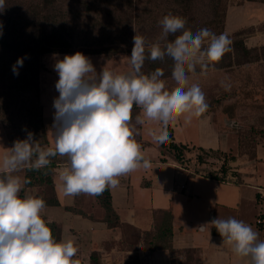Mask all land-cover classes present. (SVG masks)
Returning <instances> with one entry per match:
<instances>
[{
	"label": "clouds",
	"instance_id": "clouds-1",
	"mask_svg": "<svg viewBox=\"0 0 264 264\" xmlns=\"http://www.w3.org/2000/svg\"><path fill=\"white\" fill-rule=\"evenodd\" d=\"M4 10L5 0H0V12ZM158 23L161 33L155 43L137 33L133 36L126 72L106 66L97 72L91 58L80 51L63 58L53 54L52 67L59 77L51 125L54 146H43L29 131L25 139H17L0 153V264H86L78 256L77 237L57 240L53 236L45 199L26 188L31 183L21 175L26 169H46L52 158L66 157L60 172L64 195H99L106 187L116 186L119 177L152 168L137 140L138 126L146 121L162 124L151 135L154 142L164 144L170 141L169 124L181 117L190 124L208 111L205 93L190 79L197 69L200 75L216 70V64L232 50L229 34L217 35L208 28L192 32L186 18L171 12ZM2 28L0 23V34ZM165 57L173 60L175 86L171 88L163 79V69L142 71L146 60ZM26 58L12 66L14 75H19ZM221 86L230 91L223 81ZM134 107L140 110L135 118ZM209 225L223 238L222 245L231 246L246 264H264V239L251 225L217 217L199 229L205 231Z\"/></svg>",
	"mask_w": 264,
	"mask_h": 264
},
{
	"label": "crops",
	"instance_id": "crops-1",
	"mask_svg": "<svg viewBox=\"0 0 264 264\" xmlns=\"http://www.w3.org/2000/svg\"><path fill=\"white\" fill-rule=\"evenodd\" d=\"M246 7L264 10V4H249ZM84 54L91 58L97 72L104 66L118 73L129 69L127 64H123V55L107 58L99 54ZM64 55L59 54V58ZM52 66L48 64L47 70L41 74L40 94L49 146L55 143L51 127L55 111L53 100L59 95L55 90L59 77ZM139 112V109L135 111V115ZM229 122L232 124L228 125ZM237 122V119L223 115L220 110H208L202 117L193 118L190 124H186L183 117L171 124L174 142L232 155L234 158H228L225 172L229 177H235L232 181L205 175L203 172L207 167L197 165L193 159L195 150L186 152L185 160L179 162L173 151L163 149L152 138L151 132L163 125L146 121L143 126H138L141 134L137 140L152 168L130 172L119 177L116 186L109 187L121 227L115 230L109 228L105 221L106 210L96 195H64L60 172L67 164L66 157L57 166L54 176L60 205L46 207V217L61 226L62 238L77 237L80 258H89L95 251L113 257L137 252L141 264H246L245 259L231 251V246L222 245L223 238L214 226L209 225L205 231L199 229L201 224L213 218L231 217L248 223L264 239V230L256 222L264 213V142L257 143L251 152L242 148V126ZM256 127L264 128V108ZM12 146L0 118V153L3 148ZM21 175L25 176L26 170ZM27 190L38 192L37 187ZM68 207H75L78 212ZM160 211L172 214L173 250L167 247L146 250L148 240L145 234L155 232L161 222ZM115 243L124 244L125 251L118 252L113 246L110 249L109 246Z\"/></svg>",
	"mask_w": 264,
	"mask_h": 264
},
{
	"label": "rangeland",
	"instance_id": "rangeland-1",
	"mask_svg": "<svg viewBox=\"0 0 264 264\" xmlns=\"http://www.w3.org/2000/svg\"><path fill=\"white\" fill-rule=\"evenodd\" d=\"M43 1L5 0V10L17 9L19 14H12V17L25 20L29 18L30 9L41 5ZM249 4L262 6L264 2L229 0L222 33L229 34L232 50L216 64L215 71L200 75L197 69V74L191 77L190 83L200 85L209 104L208 110H220L223 115L237 119L243 131L242 148L251 152L257 141V129L254 127L261 121L264 108V21L262 20L264 10L246 7ZM55 5L66 12L68 28L72 35L70 40L77 49L92 48L99 43L109 45L111 42L118 46L130 47L133 46V36L136 33L149 41H156L161 33L158 22L176 7L173 0H56ZM206 10V5L200 9V16H203L198 19L201 28H205ZM34 19L37 20V18ZM210 30L214 29L211 27ZM53 54L49 53L42 57L46 67L48 64H54ZM118 54L123 55V64L129 66L131 54L127 52ZM148 61H145L142 70L152 72L156 68L149 66ZM150 63H156V61L150 60ZM166 65L164 64L162 68L164 73L168 71ZM163 79L167 81L169 88L175 86L171 75ZM222 81L230 85V91H225L221 86ZM41 115V107H39V117ZM229 124L232 123L229 122ZM3 127L12 145L17 139H25L27 132H33L26 122L21 123L18 120L3 123ZM35 138L43 145V132L35 134ZM193 159H196V154ZM37 188L38 192L48 193L43 187ZM112 246L118 252L125 251L124 244L116 245L115 243L109 248L111 249ZM82 259L86 264H141L140 255L137 252L113 257L97 251L89 258Z\"/></svg>",
	"mask_w": 264,
	"mask_h": 264
},
{
	"label": "trees",
	"instance_id": "trees-1",
	"mask_svg": "<svg viewBox=\"0 0 264 264\" xmlns=\"http://www.w3.org/2000/svg\"><path fill=\"white\" fill-rule=\"evenodd\" d=\"M55 1L44 0L41 5H36L35 8L30 9L29 18L25 20L12 17V14H19L17 9H14V11L5 10L0 12V23L3 25L2 34H0V118L5 124L16 120L21 123L26 122L36 135L43 132V146H49V140L46 127L43 123V116L41 115L39 117V107H41V74L47 69L45 63L42 61V57L49 53L66 54L80 51L87 54H101L109 58L120 52L131 54L133 47H122L111 42L109 45L99 43L101 46H98V44L96 45L97 47L92 48H75L70 40L72 35L68 28L66 12L59 9L55 5ZM249 1L264 2V0ZM173 2L176 4V7L170 12L186 18L188 21L186 27L191 29L192 32L201 29L198 19L203 18V16H200V9L203 5L207 6L204 27L208 29L212 27L214 29L212 31L217 35L223 32L222 28L225 23L229 0H173ZM8 12L9 14H7ZM34 18H37V20ZM214 25L216 26L214 27ZM171 39H174V37L169 36V40ZM150 42L155 43L156 41ZM25 56L28 58L25 59L23 67L19 69V75H14L12 66L19 58ZM169 59L171 58L165 57L163 61L157 60L156 63H150L149 60L148 62L149 66L152 65L153 69H162L164 64H167L166 68H168V71L165 73V77L172 73L173 60ZM143 72L145 74L150 73L147 71ZM137 110L134 107L133 118ZM254 128L257 129V141L255 145L261 141L264 142V128H257L256 126ZM168 130L170 141L161 144V147L173 151L175 158L179 162L185 160L186 152L193 150L196 151L195 163L199 166H202L211 158H234L232 155L219 150L178 144L174 142V130L171 124L168 125ZM241 132H243L242 128ZM241 135L240 144L242 147V141L244 139L243 133ZM64 159L65 157L59 156L52 158L50 166L39 171H29L26 169L25 177L31 181L26 188H45L48 193L40 191L37 194L45 199L47 207L60 205L55 191L54 176L57 166ZM226 170L225 164L222 166V171L225 173ZM211 177L218 178L217 175H212ZM21 195H23V192ZM96 197L106 210L105 221L109 228L115 230L121 227L120 217L112 204L110 188L106 187ZM68 209L78 212L75 207H68ZM159 214L161 222L157 224L155 232L145 234L148 240L145 248L146 250H154L160 247H167L173 250L171 246V238L173 235L172 214L169 211H160ZM49 226L52 229L53 236L57 240L61 239V226L55 222H52ZM260 229L264 230V222L260 225ZM95 253L96 251L92 252V255Z\"/></svg>",
	"mask_w": 264,
	"mask_h": 264
},
{
	"label": "built area",
	"instance_id": "built-area-1",
	"mask_svg": "<svg viewBox=\"0 0 264 264\" xmlns=\"http://www.w3.org/2000/svg\"><path fill=\"white\" fill-rule=\"evenodd\" d=\"M227 162L228 159L226 157H221L217 159L211 158L203 164V166L207 167V170L203 173L207 176L217 175V179L232 181L235 179V177H229L222 171V166L225 165ZM263 214L264 213H262L256 221L259 227L264 222Z\"/></svg>",
	"mask_w": 264,
	"mask_h": 264
}]
</instances>
